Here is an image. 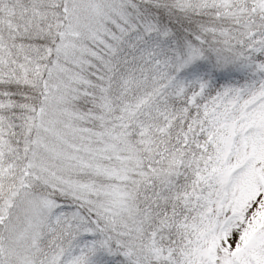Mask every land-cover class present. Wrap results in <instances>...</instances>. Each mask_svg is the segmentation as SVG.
I'll return each instance as SVG.
<instances>
[{
	"label": "snow or ice",
	"instance_id": "1",
	"mask_svg": "<svg viewBox=\"0 0 264 264\" xmlns=\"http://www.w3.org/2000/svg\"><path fill=\"white\" fill-rule=\"evenodd\" d=\"M0 264H264V0H0Z\"/></svg>",
	"mask_w": 264,
	"mask_h": 264
}]
</instances>
